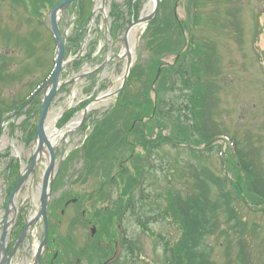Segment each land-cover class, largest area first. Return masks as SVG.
Instances as JSON below:
<instances>
[{
    "label": "rangeland",
    "instance_id": "1",
    "mask_svg": "<svg viewBox=\"0 0 264 264\" xmlns=\"http://www.w3.org/2000/svg\"><path fill=\"white\" fill-rule=\"evenodd\" d=\"M64 1L0 0V259L9 197L38 146L44 87L58 55L50 15ZM163 2L164 15L158 9L152 20L142 23L137 22L153 17L157 0H80L58 16L65 65L45 124L48 131H62L75 120L79 124L84 115L85 120L53 147L56 168L47 211L52 243L45 247L41 264H106L111 259L107 264H163L165 243L173 245L183 235L181 222L171 215L167 192L186 195L199 183L185 163L205 170L208 179L232 183L225 182L230 205L219 210V224L206 240L213 262L228 264L242 242L248 264H264V0H159ZM138 5L135 19L133 8ZM160 17L180 26L168 28L164 21L155 25ZM151 23L154 32L148 30ZM129 38L134 50L126 54ZM161 39L167 53H157L156 40ZM129 60L131 68L138 66L144 75L140 71L137 77H125ZM153 62L161 64L158 82L149 89L154 112L159 99L169 114L162 122L153 116L141 124L148 140L162 136L167 141L158 139L152 150L144 195L134 192L135 210L145 215L139 219L133 210L118 208L120 191L109 180L124 167L134 173L131 152L120 141H134L140 123L128 121L137 110L123 105L147 92L146 70ZM194 92L207 94L218 128L209 134V145L200 147L174 140V132L182 133L185 115L186 124L195 123L193 110L200 108L192 103ZM162 108L163 102L158 111ZM170 116L182 122L174 125ZM134 153L148 155L140 146ZM39 155L33 174L15 197V210L10 209L8 250L15 249L19 233L28 228L10 264H38L45 238L42 219L28 227L40 210L43 177L50 164L46 145ZM238 183L244 200L237 195ZM228 209L231 216L223 213ZM85 210L88 216H83ZM122 210L120 220L116 213ZM123 241H130L135 255ZM227 242L233 246L230 257Z\"/></svg>",
    "mask_w": 264,
    "mask_h": 264
},
{
    "label": "trees",
    "instance_id": "2",
    "mask_svg": "<svg viewBox=\"0 0 264 264\" xmlns=\"http://www.w3.org/2000/svg\"><path fill=\"white\" fill-rule=\"evenodd\" d=\"M80 2V0H79ZM83 2V1H82ZM43 2H41L42 5ZM54 4V3H53ZM38 4L36 3V6ZM50 5V4H48ZM83 5V4H82ZM54 6V5H53ZM52 6V7H53ZM33 7V5H32ZM42 6H37V8H40ZM33 9H35L33 7ZM134 18L137 19L139 16V5L134 7ZM138 9V12H137ZM166 9V4L163 2L160 4L159 12H161V15H164ZM138 13V14H137ZM83 14V13H82ZM119 14V12H118ZM117 14V15H118ZM116 15V16H117ZM164 17V16H163ZM160 17V20H155L154 24L159 25V22H163L164 18ZM81 19V18H80ZM87 20V19H86ZM167 20V22H165ZM164 23L166 26H172L174 29L177 27V24L180 26V23H170L169 19H165ZM151 32H154V28H152V23L150 25ZM163 32L161 28H158L156 33L161 34ZM159 36V35H158ZM157 42V53L162 54L167 53L166 51H169L167 47H165V39H161L159 42ZM154 41V43L156 44ZM153 43V44H154ZM178 44V43H177ZM178 55H182V51H177ZM161 64L158 62H153L150 67H147V74L146 78L148 79L147 82V92L139 95L137 99L133 98L128 100V103L126 102L123 107H130L134 106L136 112H134L132 115L133 117H127L128 121L131 122L133 120L134 122L140 123V127L138 129L140 131H136V137L134 138V141H129V139L126 138L124 140V137L120 141V143L123 144V147L125 149H129L131 152V160L133 161V170L134 173L131 174L128 168L119 169V172L116 171V174L112 176V178L109 180V182H114L117 184V188L120 191V199H119V205L118 208H123L125 211L133 210V214H137L139 219H144L145 215L142 213V211H139L138 209L135 210L136 205L134 204V192L136 190H140V194L144 195L142 192L143 190V184L147 177V173L145 172V168L147 165L150 166V163H152V156L153 152L152 150H156L157 146H155L158 139H161L163 141H167L165 137L159 136L157 140L151 141L148 140L147 135L144 132V125H142V121L146 118L150 119L154 116V119H157V122H162L169 114L168 111H166V105L163 101H160L158 99V105L156 106V111L154 112V102L151 100L149 89L153 84H156L158 81L156 80L158 69L160 68ZM149 68V69H148ZM140 71L144 75V70H141L138 68V66L132 68L130 72L129 78L137 77L140 73ZM152 72L154 75L151 77L149 76V72ZM50 75V73H49ZM48 75V76H49ZM139 78V77H138ZM129 84V81L125 84V87L123 89V94L126 93L127 86ZM127 85V86H126ZM159 88L160 95L163 92L161 83L157 86ZM124 96H121V99ZM120 99V97H119ZM118 99V102H119ZM160 102V103H159ZM163 102V108L158 111V108L161 106ZM192 103H197L200 110H193V117L195 118V123H187L189 122V117L185 115V121H178V119L174 120L173 117L170 116V121L176 125L175 122H178L182 128H180L181 134H175L174 132V140L179 141L180 144L186 143L188 145H196L197 147H200L201 145L207 144L209 145L211 137L209 134L211 133L212 129L217 130L218 128L214 127V124L211 119V114L209 111V105L207 104V94H203L201 92L195 93L193 95ZM122 108V107H121ZM201 118V119H200ZM131 129V127H130ZM135 129V128H134ZM143 129V130H142ZM151 131V128H148V131ZM30 134H32L31 138L35 136V129L34 132L30 131ZM196 135L200 138L197 140L195 137ZM91 137V136H90ZM124 140V141H123ZM177 145V142L174 143ZM87 146L85 144L84 148ZM136 146H140L144 151L148 153L147 156L144 155V157L138 155L135 157L134 151L136 150ZM127 147V148H126ZM193 151V150H191ZM184 166L188 169L189 172L196 174L199 183L198 185L194 186L193 190H195L192 193H188L186 195H182L181 193H172L171 191L167 192L168 197V203L169 206L172 209L173 218L176 221L181 222V226L183 228L182 232L183 235H181L180 239L177 240L173 245H171L170 242L165 243V253L163 258V264H216L212 260V255H210L209 246L206 243L207 238L210 237V235L214 232L215 227L219 224L218 216L220 215L219 210L222 209V207H228V204L230 205V195L227 193L226 190V184L225 182L228 181L227 179L222 180L219 178H212L208 179L207 174L205 170L198 171V168H196L193 164L185 163ZM20 179H17L16 185ZM230 184L231 181H228ZM15 185V186H16ZM105 186V184L103 185ZM15 188V187H14ZM104 190V188H101ZM237 195L243 199L242 197V189L240 184L236 186ZM190 192V191H189ZM215 193V196L212 200V195ZM92 195V194H91ZM91 197V196H90ZM151 198V197H150ZM93 200V199H92ZM244 200V199H243ZM142 207H139V209ZM121 211V213L118 211L116 213V216H120L121 218L124 216V211ZM170 210V209H169ZM169 210L167 211V214L169 216ZM230 209L228 211H223L226 215L231 216ZM86 216H88V212L85 210ZM103 219L107 215L104 213V215H101ZM164 217H167L166 214ZM138 223H141L144 227H147V222H141L138 220ZM23 230L19 233V235L22 233ZM117 232H119L117 230ZM126 246L127 249H129L130 253L132 255H135V249L130 244V241H123V246ZM229 249L227 250V256L230 257L231 247L230 242H227ZM240 249L238 251V254L235 258H233L231 261L228 262V264H248L247 256L245 252V248L242 245V242L239 244ZM108 247V246H107Z\"/></svg>",
    "mask_w": 264,
    "mask_h": 264
},
{
    "label": "water",
    "instance_id": "3",
    "mask_svg": "<svg viewBox=\"0 0 264 264\" xmlns=\"http://www.w3.org/2000/svg\"><path fill=\"white\" fill-rule=\"evenodd\" d=\"M75 1H77V0H65L63 3L58 5L51 12L52 29H53V32H54L55 37L57 39L58 49H59L58 55L56 58V67H55V71H54L52 78L44 87V89H46L45 100H44L42 113H41L40 120H39L38 127H37L38 146L36 147V151H35V154L33 156L30 167L28 168V170H26L22 174L16 188L14 189V191L12 192V194L10 196L9 205H8L7 212H6V219L3 223V231H2V236H1V250L4 253V256H6V238H7V231H8V227H9V223L7 221H8V217L10 214L11 204L14 202V199H15L16 195L18 194V192L20 191L23 184L33 174L35 167H36L37 157L44 150V145H46L48 147L49 152H50V164L47 167L46 172H45L44 177H43L40 210H39L38 214L35 216V218L29 223L28 227H31L34 223L39 221L41 218L44 220L45 224L47 225V209H48V203H49L48 202L49 187H50L51 179H52L53 172L55 169L56 157H55V153L53 151V147L50 146V144L47 142V140L44 136V124H45V120H46L51 102L53 101L55 95L57 94V92L59 90L60 75H61L62 69L65 65V62H64L65 43H64V41L60 35V31H59V27H58V15L60 14L61 11H63L65 8H67L69 5H71ZM158 5H159V0H157V5L155 7L153 17H149L146 19H140L137 23L148 22V21L152 20L154 18V16L156 15ZM137 23H134L130 28H132ZM125 42H127V41H125ZM131 65H132V61L129 60V64H128V68H127L125 77H128L130 69H131ZM84 119H85V115L82 119V122L84 121ZM27 232H28V228L20 236V238L16 244V247L13 251V254L16 253L15 251L21 246L25 236L27 235ZM46 242H47V236H46L45 241L40 246L39 251H38V255H37L38 264H41V254H42V250H43V247L46 244ZM10 259L11 258H9V261H10Z\"/></svg>",
    "mask_w": 264,
    "mask_h": 264
},
{
    "label": "bare ground",
    "instance_id": "4",
    "mask_svg": "<svg viewBox=\"0 0 264 264\" xmlns=\"http://www.w3.org/2000/svg\"><path fill=\"white\" fill-rule=\"evenodd\" d=\"M150 8H152V4L150 5ZM151 11L148 14H151ZM130 43H129V50H125L126 54H130L133 50H134V43L133 41L129 38ZM79 120H75L74 122L70 123L69 126L67 127V129L62 130V131H57V130H51L48 131L47 130V124H44V136L47 140V142L50 144V146L55 147L57 145V143L66 135L68 134L70 131H72L78 124ZM41 156L39 155L37 158L39 160ZM37 199H39V196L37 197ZM15 202H16V198L14 200V202L11 204V210L14 211L15 210ZM12 222L9 223V227H11Z\"/></svg>",
    "mask_w": 264,
    "mask_h": 264
},
{
    "label": "flooded vegetation",
    "instance_id": "5",
    "mask_svg": "<svg viewBox=\"0 0 264 264\" xmlns=\"http://www.w3.org/2000/svg\"><path fill=\"white\" fill-rule=\"evenodd\" d=\"M66 204V203H65ZM65 208H66V206H65ZM83 216H86V214L85 213H83ZM50 227H51V223H50V221H48V227H47V230H48V236H52V234L50 233ZM52 243V240H51V237H49V241H48V246L50 245ZM11 251H12V249L11 250H8V254L10 255L11 254ZM46 256V255H45ZM44 256V257H45ZM47 258H46V260L48 261H51L50 260V258H49V255L48 256H46ZM45 261V260H44ZM110 261H112V259L111 260H109V261H107V263L108 262H110ZM47 263H49V262H47ZM7 264V263H6Z\"/></svg>",
    "mask_w": 264,
    "mask_h": 264
}]
</instances>
